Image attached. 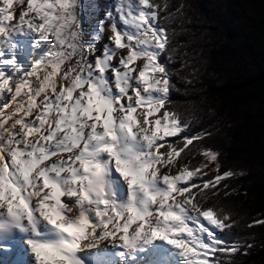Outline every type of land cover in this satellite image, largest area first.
Here are the masks:
<instances>
[{"label":"snow or ice","instance_id":"6c2138e0","mask_svg":"<svg viewBox=\"0 0 264 264\" xmlns=\"http://www.w3.org/2000/svg\"><path fill=\"white\" fill-rule=\"evenodd\" d=\"M158 11L150 0H114L103 17L90 0H0V253L225 264L241 252L231 214L211 203L234 172L205 179V165L174 159L203 135L171 106ZM204 155L219 170L218 153Z\"/></svg>","mask_w":264,"mask_h":264},{"label":"trees","instance_id":"16d2710c","mask_svg":"<svg viewBox=\"0 0 264 264\" xmlns=\"http://www.w3.org/2000/svg\"><path fill=\"white\" fill-rule=\"evenodd\" d=\"M93 3L103 17L112 0ZM151 3L159 5L158 22L170 37L171 106L189 122L190 135H203L189 145L187 157L181 153L177 159L204 165V151L211 149L220 168L210 161L202 169L205 179L234 172L220 182L211 203L231 214L235 223L227 235L244 246L221 259L264 264V224H253L264 220V0Z\"/></svg>","mask_w":264,"mask_h":264},{"label":"bare ground","instance_id":"6f19581e","mask_svg":"<svg viewBox=\"0 0 264 264\" xmlns=\"http://www.w3.org/2000/svg\"><path fill=\"white\" fill-rule=\"evenodd\" d=\"M0 256H5V254L0 253ZM5 259L7 260L8 264H24V261H26L28 257L24 254H21V256L17 258L16 254L12 253V254L6 255Z\"/></svg>","mask_w":264,"mask_h":264},{"label":"rangeland","instance_id":"374dc122","mask_svg":"<svg viewBox=\"0 0 264 264\" xmlns=\"http://www.w3.org/2000/svg\"><path fill=\"white\" fill-rule=\"evenodd\" d=\"M93 1H94V0H90L91 3H93ZM113 3H114V1L112 0V4H113ZM93 4H94V3H93ZM85 38L87 39V37H85ZM104 42H106V37H105L104 40L101 41V45H102ZM170 139H171V138H170ZM174 159H177V157L174 158ZM209 163H210V160L207 159V160L205 161L204 165L207 166V165H209Z\"/></svg>","mask_w":264,"mask_h":264}]
</instances>
